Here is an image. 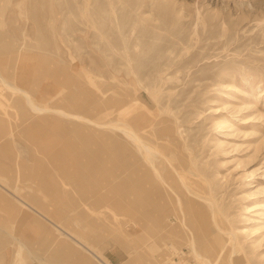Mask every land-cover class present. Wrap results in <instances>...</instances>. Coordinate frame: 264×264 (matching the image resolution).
Wrapping results in <instances>:
<instances>
[{"label": "rangeland", "instance_id": "374dc122", "mask_svg": "<svg viewBox=\"0 0 264 264\" xmlns=\"http://www.w3.org/2000/svg\"><path fill=\"white\" fill-rule=\"evenodd\" d=\"M0 72L93 121L37 114L0 81V264H264V0H0ZM130 94L173 128L171 161L212 206L178 178L142 187L137 208L98 125Z\"/></svg>", "mask_w": 264, "mask_h": 264}, {"label": "bare ground", "instance_id": "6f19581e", "mask_svg": "<svg viewBox=\"0 0 264 264\" xmlns=\"http://www.w3.org/2000/svg\"><path fill=\"white\" fill-rule=\"evenodd\" d=\"M0 81L3 83V84L1 83L2 86H4L6 89L11 90L14 93L20 92L24 96V98L27 100V103L30 105V107L34 111H36V113L37 112L43 113V112L53 111V113L57 112V113L61 114L62 116H67L71 119L72 118L81 119V120L84 119L83 117L81 118L80 115L70 114L64 110L54 109V108L51 109L48 106H40L34 100V98L32 97L31 93L28 90H26L24 88L17 87L14 84H12L10 81H8L1 74V72H0ZM129 96H131V97L128 99L127 104H125V102L123 101V99L121 97L118 99V102H117L118 110L115 111L117 113V117H116L115 121H113L111 124H98V125L100 127L107 125L106 128H108V127L113 128L115 134L109 135L108 139H109V144H111V146H115V148L113 150L114 157H116L122 163H126V157L128 158L127 162H128V167L130 168L129 172H131L133 174L132 175L133 179L131 178L133 180V184H132L133 187L132 188H134L133 194L135 196V199L134 198L133 199L136 200L137 208L142 206L141 205L142 202L140 201L139 196L141 195L143 189H149L151 186L152 187L159 186V189L163 188V189H167L168 191H171V192H176L177 190L175 191V189H176L175 187H177V186H175L174 180L178 179V178L181 179L183 187H185L186 189H188L189 191H192L194 193L192 195H194V196L196 195V197L204 200V202L207 201V204H208V201H210V200H208V198L205 197L204 194L208 193L207 191L209 189V186L202 183L201 181H198L197 178L199 177V174L190 165V163L188 162V159L186 157L180 155V157H178L179 160L176 163L171 161L172 156L176 157L179 155L176 152V148H175V145L177 144V142H176L177 138L174 134L173 128L171 129L168 126L163 128V129L158 128V125L162 122H159L157 120V118H156L157 116H155L154 113L151 112L152 108H150V107H148L146 110H144L142 112L135 113L134 111L137 107L136 103H138L139 98L134 97L132 94H130ZM15 104H17V103H15ZM30 112H31V110H30ZM85 121L93 122L91 119H86ZM76 126H77V124H76ZM113 138L116 139V144L112 143ZM102 145H104V144H102ZM102 148H105V146ZM106 149H107V147H106ZM165 151H168V153ZM106 152H107V150H106ZM175 160H177V159H175ZM103 162L105 163V160L102 161V163ZM107 163H109V162L107 161ZM109 164L107 165V167H109L111 165V164L110 165ZM116 166H118V165H116ZM121 166H122V170L125 169V167L123 168V164H121ZM121 166H120V168H121ZM113 168H115V165H114V167H112V169ZM115 169H113V170H115ZM188 174L195 176L194 181L199 182L200 190H197V189L194 190V186L190 182L185 181V179H186L185 176H188ZM115 175H117V174H115ZM126 176L128 177L129 175H126ZM103 177H102V179H103ZM106 179H107V177H106ZM123 180H125V178ZM123 182L124 181L120 180V183H123ZM1 184H3V183H1ZM2 186L4 187V185H2ZM141 188H142V190H141ZM6 189L9 190L8 188H6ZM162 192H163V190H162ZM12 193L15 194L14 192H12ZM129 194H131V193L129 192ZM151 194H154L153 190H151ZM189 194H190V192H189ZM19 200L26 204V205L24 204V206L28 207L31 210H35L37 215L40 217V218H35V221H37L38 226L43 227V228L46 227V222H44V221L50 220L47 216L50 213L49 211H47V208H44V205H38V206H36L38 209H35L33 205L27 203L22 198H19ZM0 201H1L0 202L1 206H4V207L8 206L7 201H9V200L3 194H0ZM4 202H6V203L4 204ZM131 204H133V202ZM164 205H165V203H164ZM210 205L212 206L213 202ZM182 206H183V204H182ZM147 217H144V218H147ZM154 220L155 219H151V222H155ZM51 222H52V220H51ZM57 229H60V227L58 225H57ZM189 231H190V229H189ZM242 231L246 232V229H244ZM67 235L70 236L71 239L73 238V240H76V242H78L79 246L82 245V246H84V248H87L85 246L86 244H84L78 238H76V237H74L68 233H67ZM190 236L193 239L192 245L196 249L197 257H199L203 261L210 262L209 259H207L206 257H204L203 255H201L199 253L197 244L195 242L194 233L191 231H190ZM229 236H232L234 238L236 236V234H235V232H229ZM232 237H230V238H232ZM20 245L22 246V248H24V246H25L23 243H20ZM3 257H4L3 254H1V258H3ZM101 262L103 264H107L104 260H101Z\"/></svg>", "mask_w": 264, "mask_h": 264}]
</instances>
